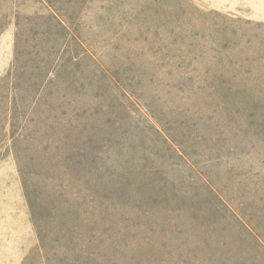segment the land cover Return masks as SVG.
I'll use <instances>...</instances> for the list:
<instances>
[{"label": "rangeland", "instance_id": "374dc122", "mask_svg": "<svg viewBox=\"0 0 264 264\" xmlns=\"http://www.w3.org/2000/svg\"><path fill=\"white\" fill-rule=\"evenodd\" d=\"M0 264H264V0H0Z\"/></svg>", "mask_w": 264, "mask_h": 264}]
</instances>
